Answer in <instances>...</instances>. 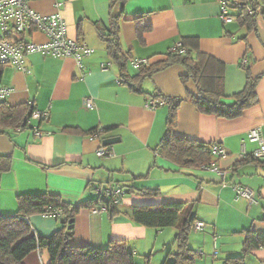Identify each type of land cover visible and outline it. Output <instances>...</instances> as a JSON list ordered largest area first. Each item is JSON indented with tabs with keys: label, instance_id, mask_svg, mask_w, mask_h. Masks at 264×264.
<instances>
[{
	"label": "crops",
	"instance_id": "1",
	"mask_svg": "<svg viewBox=\"0 0 264 264\" xmlns=\"http://www.w3.org/2000/svg\"><path fill=\"white\" fill-rule=\"evenodd\" d=\"M234 1L228 0L234 20L225 23L221 0H128L119 20V40L128 57L125 77L99 36L100 29L108 32L111 27V0H66L62 15L69 37L93 54L83 56L81 65L74 58L35 53L26 57V71L0 67V85L13 90L0 104H30L46 114L42 120L31 117L22 129L0 128V155L13 161L9 172L0 173V214H17L19 195L52 194L75 205L96 200L100 191L104 196L118 188L158 189L157 197L125 195L116 207L121 213L113 217L105 207H96L97 213L81 210L74 220L73 246L102 249L111 241L125 240L135 264L164 263L175 250L178 229L136 225L131 219L133 206L194 204L196 222L204 224L190 235L196 264H224L226 258L240 256L243 231H264V160L245 162L257 149L246 141L247 133L260 129L264 139V0L252 30L237 22ZM29 7L42 15L56 11L55 0H31ZM29 40L44 43L46 37L35 32ZM182 43L190 50L196 44L194 55L201 52L222 66L228 96L224 103H234L233 96L245 88L249 73L258 80L257 104L235 119L200 113L186 100L197 90L193 82H181L185 69L180 65L145 78L136 90L123 83V78L133 81L138 75L134 61L158 64ZM158 95L183 100L175 135L218 144L226 156L209 168L191 170L161 158L156 149L169 110L166 103L150 107L161 100ZM86 98L93 99V109L85 107ZM100 129L104 132L93 137ZM106 139L119 142L105 147L111 156L100 158L97 151ZM235 186L252 190L254 200L237 198ZM29 223L43 238L61 227L59 219L41 215L30 217ZM41 260L48 263L47 253L36 251L24 263ZM246 264H264V249L249 255Z\"/></svg>",
	"mask_w": 264,
	"mask_h": 264
},
{
	"label": "trees",
	"instance_id": "2",
	"mask_svg": "<svg viewBox=\"0 0 264 264\" xmlns=\"http://www.w3.org/2000/svg\"><path fill=\"white\" fill-rule=\"evenodd\" d=\"M128 0H111V27L108 32L99 30L100 38L106 43L109 57L116 62L125 75L127 55L123 52L119 40V20L123 15L124 6ZM236 18L247 30L255 27V19L260 15L261 0H235ZM119 7V9H118ZM251 13V14H250ZM142 30V29H141ZM186 49L185 43L176 51L168 54L167 59L155 65H141L139 73L133 78H123V83L131 84L133 89H139L140 83L148 77L173 65L185 69L181 82L186 85L193 82L196 94H187L186 100L194 104L202 114L215 115L219 118L235 119L258 102L256 92L257 79L248 73L245 88L233 96L234 103L223 102L228 96L225 93V77L222 66L213 58L201 52ZM126 77V75H125ZM139 83V84H138ZM168 105V117L165 134L158 145L157 154L182 170L206 169L221 157L213 154L214 144H204L177 136L174 128L177 125V112L182 99L168 98L158 95L157 99ZM35 108L30 104L9 107L0 104V128L22 129L27 126ZM97 132V131H95ZM93 132L92 134H94ZM255 160L247 158L245 162ZM261 162V160H256ZM12 157L0 155V173H7L12 168ZM242 164V163H240ZM225 182V181H223ZM226 183V182H225ZM113 190L102 192L96 200L68 204L61 197L52 194L19 195L18 212L15 215L0 214V264H25V259L33 252H46L47 264H135V256L129 243L111 241L107 248L90 246L76 247L72 244L73 225L76 216L83 209L94 210L105 207L111 217L120 214L114 200L120 201L129 194L141 197H157L158 189L130 188L123 196H115ZM194 204H161L133 206L131 219L136 225L163 230L176 228L175 250L169 252L163 264H196L197 252L190 247V235L197 224L193 213ZM35 215L51 217L60 220L61 227L49 238L39 237L30 226L29 218ZM242 252L240 256L228 257L224 264H246V258L255 251L264 249V231L254 229L243 231ZM147 264H150L147 262Z\"/></svg>",
	"mask_w": 264,
	"mask_h": 264
},
{
	"label": "built area",
	"instance_id": "3",
	"mask_svg": "<svg viewBox=\"0 0 264 264\" xmlns=\"http://www.w3.org/2000/svg\"><path fill=\"white\" fill-rule=\"evenodd\" d=\"M30 1L0 0V67L8 66L16 70L26 71V57L35 53L53 59L74 58L81 65L83 56L93 54L94 50L79 44L69 37L68 26L62 15L66 0H55L56 11L50 15H42L35 12L29 7ZM221 4V19L225 23L233 22L234 17L228 13V0H221ZM35 32L44 34L46 41L44 43H35L29 40V37ZM179 48H181V44H178L174 51ZM132 64L135 69H139L141 65H147L148 61L137 60ZM12 92L11 88L0 85V101L8 99ZM164 104L163 100H154L151 102L150 107L156 108ZM84 105L87 109H93V99L86 98ZM45 117L46 114L39 111H34L32 114V118L36 120H42ZM103 132L104 129H100L93 134V137L99 136ZM246 141L257 145L252 157L255 160H264V139L260 129H254L247 133ZM212 152L217 157H224L227 154L218 144H214ZM97 155L100 158H104L111 156L112 153L107 148L101 147L97 151ZM221 176L223 181H225L224 174L221 173ZM234 190L237 198L244 197L250 201L254 200V192L252 190L241 186H235ZM123 193L124 191L119 188L112 191L115 196H123ZM118 203L119 201L115 199L114 204L117 205ZM97 212L98 210H93V213ZM56 216L53 215L51 217L55 218ZM203 226L204 224L197 223L195 227L203 228ZM41 264L46 263L41 260Z\"/></svg>",
	"mask_w": 264,
	"mask_h": 264
},
{
	"label": "water",
	"instance_id": "4",
	"mask_svg": "<svg viewBox=\"0 0 264 264\" xmlns=\"http://www.w3.org/2000/svg\"><path fill=\"white\" fill-rule=\"evenodd\" d=\"M117 142H119V140H117V139H106L103 141V146L104 147L112 146V145L116 144Z\"/></svg>",
	"mask_w": 264,
	"mask_h": 264
},
{
	"label": "rangeland",
	"instance_id": "5",
	"mask_svg": "<svg viewBox=\"0 0 264 264\" xmlns=\"http://www.w3.org/2000/svg\"><path fill=\"white\" fill-rule=\"evenodd\" d=\"M194 235H196V232H193V231H192V232H191V236H194ZM162 259H163V258H162ZM44 260H45V261L47 260V256H46V254H44ZM162 261H163V260H162ZM162 261L160 260V262H158V263L155 261L154 264H162V263H163Z\"/></svg>",
	"mask_w": 264,
	"mask_h": 264
}]
</instances>
